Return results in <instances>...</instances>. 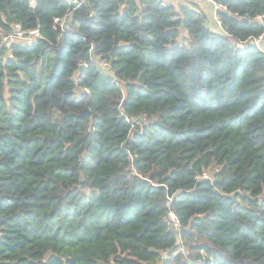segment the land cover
<instances>
[{
  "label": "trees",
  "instance_id": "1",
  "mask_svg": "<svg viewBox=\"0 0 264 264\" xmlns=\"http://www.w3.org/2000/svg\"><path fill=\"white\" fill-rule=\"evenodd\" d=\"M214 2L0 0L42 34L0 48V264H264V0Z\"/></svg>",
  "mask_w": 264,
  "mask_h": 264
},
{
  "label": "built area",
  "instance_id": "2",
  "mask_svg": "<svg viewBox=\"0 0 264 264\" xmlns=\"http://www.w3.org/2000/svg\"><path fill=\"white\" fill-rule=\"evenodd\" d=\"M73 4H75L76 8L81 6L82 3L85 2V0H70ZM207 1H211L214 3L215 9H219L221 7V5H218L214 2V0H207ZM217 10H216V20L219 23V25L221 26V19L220 17L217 15ZM66 17L65 18H56L55 22L56 23H60V25L62 27H65V22H66ZM42 37L40 28H33V29H28L25 30L21 27V25L19 24H15L12 29L10 31H2L0 34V48L1 47H10L13 44H18L21 46H32L34 45L37 40L39 38ZM263 37L260 38H255L253 41L256 42L257 40H262ZM246 45V42H240L239 43V47L241 49H243ZM83 65L85 67L88 66V63H83ZM102 66L104 68H110V63L107 62H103ZM145 119H147V115H144L143 117L141 116L139 119L134 120L133 121V129L135 128V126H139L142 124V121H145ZM133 174H136L135 170L133 169ZM168 219L173 223L174 227L178 230L181 229V225H180V221H179V217L176 214V212L171 209L168 213ZM185 245L183 244V241L180 239L178 242V248L176 249L178 252L181 251V253L185 254L186 252L184 251ZM166 252L163 254V258H165L166 256Z\"/></svg>",
  "mask_w": 264,
  "mask_h": 264
},
{
  "label": "rangeland",
  "instance_id": "3",
  "mask_svg": "<svg viewBox=\"0 0 264 264\" xmlns=\"http://www.w3.org/2000/svg\"><path fill=\"white\" fill-rule=\"evenodd\" d=\"M166 2H168V3H172V1L171 2H169V1H166ZM202 3V2H201ZM205 4L207 3L208 5H210V6H208L207 8V24L210 26V28H212L213 30L214 29H218L219 31L221 30L220 29V25H219V23L217 22V20H216V10L217 9H215V6L213 5V2H211V1H208L207 2V0H205V2H204ZM172 4H174V3H172ZM176 5V4H175ZM177 6V5H176ZM213 23V24H212ZM182 36H184V33L182 34ZM255 44H257V46H259L262 50H264V38L262 39V40H257L256 42H254ZM149 119H145V123L147 124V122L149 123ZM143 122L144 121H142V124H143ZM137 127V126H136ZM135 127V128H136ZM137 130V129H136ZM216 172V168H211V169H209L207 172H206V177H213L214 176V173ZM184 251L186 252V251H188V247H186L185 246V248H184ZM179 252H181V251H179ZM168 253H166V255H167ZM165 255V256H166ZM159 264H163V262L161 261Z\"/></svg>",
  "mask_w": 264,
  "mask_h": 264
},
{
  "label": "crops",
  "instance_id": "4",
  "mask_svg": "<svg viewBox=\"0 0 264 264\" xmlns=\"http://www.w3.org/2000/svg\"><path fill=\"white\" fill-rule=\"evenodd\" d=\"M165 1H169V2L172 1V3L176 4L177 6H179L181 3H183V2H185L187 0H165ZM193 1H195V3L198 5L199 8H201L205 13H207V9H208L207 7L210 6V5H208L207 3L205 4L204 3L205 0H193ZM213 5H214V3H213ZM220 29H222V28L220 27ZM214 30L219 31L218 29H214Z\"/></svg>",
  "mask_w": 264,
  "mask_h": 264
},
{
  "label": "water",
  "instance_id": "5",
  "mask_svg": "<svg viewBox=\"0 0 264 264\" xmlns=\"http://www.w3.org/2000/svg\"><path fill=\"white\" fill-rule=\"evenodd\" d=\"M85 69V66L83 64L80 65V68L78 70V73H81Z\"/></svg>",
  "mask_w": 264,
  "mask_h": 264
}]
</instances>
